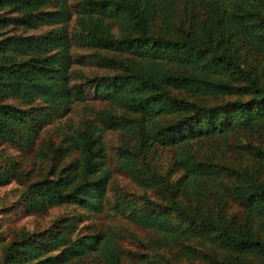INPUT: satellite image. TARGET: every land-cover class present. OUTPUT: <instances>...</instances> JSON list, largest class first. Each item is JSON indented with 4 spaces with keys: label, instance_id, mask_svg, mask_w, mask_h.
Here are the masks:
<instances>
[{
    "label": "trees",
    "instance_id": "trees-1",
    "mask_svg": "<svg viewBox=\"0 0 264 264\" xmlns=\"http://www.w3.org/2000/svg\"><path fill=\"white\" fill-rule=\"evenodd\" d=\"M175 3L82 0L76 11L80 44L124 53H98L119 71L88 82L123 110L104 111L105 122L132 139L120 147L121 167L159 197L158 206L114 204L149 231L155 254L128 255L124 234L109 227L74 236L72 218L59 216L45 228L0 240V264H264V0H185L179 23ZM71 17L66 0H0V30L11 23L50 26L41 33L0 31V142L34 146L41 120L84 97L71 85L73 42L65 29ZM5 97L41 105L27 112ZM102 132L87 120L59 144L36 150L58 165L53 175L25 185L28 211L65 203L104 210L112 168ZM242 133L252 137L242 143L251 155L245 164L202 156L194 147L202 137L219 138L224 147ZM159 146L173 158L164 174L150 164ZM17 166L0 165V185L22 175ZM172 172L179 173L172 178Z\"/></svg>",
    "mask_w": 264,
    "mask_h": 264
},
{
    "label": "rangeland",
    "instance_id": "rangeland-1",
    "mask_svg": "<svg viewBox=\"0 0 264 264\" xmlns=\"http://www.w3.org/2000/svg\"><path fill=\"white\" fill-rule=\"evenodd\" d=\"M67 5L72 10V17L65 25V29L72 39L71 53L73 62L71 63V85L75 89L83 91L82 99H75L68 106L59 112L54 113L49 120H41L38 124V136L34 146L27 148L16 141L0 142V165L5 166L8 162H18V170L22 172L20 177L12 179L4 185H0V240L8 241L11 237L22 231H34L47 227L59 216L72 218L77 230L74 236L88 230H99L112 228L124 234L122 245L128 255L135 252H146L151 258L155 251L149 246V231L139 225L130 223L124 214L114 209V204L118 201L125 205L128 200L138 205L158 206L156 203L159 197L152 188L139 185L121 167L119 153L120 147L132 143L131 136L124 133V129L117 125H110L105 122V110L113 109L116 113H123V110L112 107L108 99L103 97L102 89L89 84L88 79L96 75H106L115 73L116 70L102 62L98 58V53L107 56L121 58L124 53L116 50L98 48L90 45H82L79 42L80 31L76 23L79 4L82 0H66ZM185 0H176L177 23L182 18ZM50 5L48 9H52ZM112 30L118 35V22L111 20ZM50 26L42 25L38 28H25L19 23L6 24L1 33H41L49 29ZM195 98L194 96H192ZM231 98V97H228ZM233 98V97H232ZM4 101L15 106H20L27 112L41 102L38 100L29 103L22 102L16 97H5ZM218 100L208 99L207 104H213ZM125 113V112H124ZM87 120H92L103 128L102 136L107 156V164L112 168V176L106 193L104 210L100 213H93L74 203L55 205L44 209L41 212H30L23 205L21 193L27 183L45 176L53 175L58 160L51 157L40 158L36 156V150L46 149L48 143L57 145L61 139L73 133L76 128H82ZM250 134H233L224 147H220L222 140L216 137H202L194 143L197 153L202 156H209L221 162L231 161L234 164H245L251 159V155L245 151L242 143L251 140ZM75 153L67 156L65 161H69ZM172 153L169 147H158L155 154L150 159V164L162 174L169 171L172 164ZM63 163L60 164L62 166ZM179 172H172L174 178ZM231 209L238 212L239 207L231 204ZM74 217V219H73ZM168 255V254H167ZM138 261V260H137ZM129 264V263H125ZM157 264H169L159 260ZM180 264H199L198 261H185ZM255 264V263H254Z\"/></svg>",
    "mask_w": 264,
    "mask_h": 264
}]
</instances>
